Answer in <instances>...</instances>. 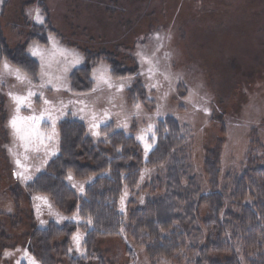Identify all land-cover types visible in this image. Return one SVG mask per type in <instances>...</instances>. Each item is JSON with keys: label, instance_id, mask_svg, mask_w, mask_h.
Here are the masks:
<instances>
[{"label": "rangeland", "instance_id": "rangeland-1", "mask_svg": "<svg viewBox=\"0 0 264 264\" xmlns=\"http://www.w3.org/2000/svg\"><path fill=\"white\" fill-rule=\"evenodd\" d=\"M44 9L57 35H48V45L40 46L29 41L28 34L30 24H42L35 16L39 10L44 20ZM0 28L10 48L27 42L28 55L39 65L33 84L17 68L0 62L3 215L16 216L11 190L22 192L58 154V123L66 118L83 123L94 144L104 139L101 130L106 125L132 136L144 159L153 147L149 140L157 121L175 118L190 128L184 153L202 193L208 192L204 152L216 140L223 141L219 183L225 193L227 176L242 172L250 133L264 145V0H7L3 10L0 0ZM84 50L111 56L92 59V87L77 94L70 90L69 77L85 64ZM107 58L125 69L136 66V74L112 75ZM136 79L145 101L128 97ZM13 118L19 131L10 123ZM165 173V167L142 168L136 188L123 190L118 211L124 221L129 209L151 197L144 187ZM96 177L77 179L69 172L65 182L82 197ZM18 209L20 225L15 230L11 217H3V230L12 234L13 242L29 231L31 220L41 228L49 222H82L76 212H59L45 195L27 197L22 192ZM83 239L84 232L77 230L69 254L85 256ZM204 240L202 232L175 259L154 264H194L196 253L189 249ZM98 250L110 264H152L145 249L124 235L99 241ZM21 262L38 264L20 247L0 251V264Z\"/></svg>", "mask_w": 264, "mask_h": 264}, {"label": "trees", "instance_id": "trees-1", "mask_svg": "<svg viewBox=\"0 0 264 264\" xmlns=\"http://www.w3.org/2000/svg\"><path fill=\"white\" fill-rule=\"evenodd\" d=\"M6 5L7 0H1L2 10ZM43 13V23L30 24L28 36L29 41L47 46L48 35L57 33L47 10ZM26 43L10 48L0 28V62L5 60L35 84L39 65L28 55ZM83 53L85 64L69 77L70 90L77 94L87 93L92 87V59L111 56L88 50ZM107 61L114 76H134L137 72L136 66L125 69L111 58ZM127 93L132 101L135 96L145 101L144 88L137 79ZM101 132L104 139L94 144L83 123L72 118L61 120L58 154L48 162L44 172L21 190L27 197L47 196L59 212L64 215L76 212L82 222L62 225L49 222L41 228L29 219V231L13 242L12 234L2 227L3 217L11 216L0 213V251L20 247L38 264H110L98 250L99 241L124 235L133 246L143 247L154 264L159 259H175L190 240L203 232V244L189 249L196 253L194 264H264V145L255 132L249 135L242 172L227 176L228 193L222 191L219 183L223 149L220 139L204 152L202 170L208 192L202 193L190 174L184 153L191 132L187 125L171 116L158 120L149 140L153 147L146 159L132 136L109 125ZM161 167H165L164 178H156L144 187L151 197L140 207L129 209L124 221L118 211L123 190L136 188L142 168ZM69 172L77 179L97 177L86 186L84 195L77 197L65 182ZM104 172L107 174L102 175ZM160 191L163 194L158 195ZM22 192L11 190L17 208L16 216L10 219L14 230L20 225L18 203ZM77 230L84 232L85 256L81 258L69 254L70 240Z\"/></svg>", "mask_w": 264, "mask_h": 264}, {"label": "snow or ice", "instance_id": "snow-or-ice-1", "mask_svg": "<svg viewBox=\"0 0 264 264\" xmlns=\"http://www.w3.org/2000/svg\"><path fill=\"white\" fill-rule=\"evenodd\" d=\"M35 19L37 20V22L39 23H43V18L39 15V10H37V14L35 16ZM33 54H37L36 51H33ZM5 68L8 67L7 64L4 65ZM17 72H19V70H17ZM29 95H32V93H29ZM15 99H17L18 101H21L20 97H16ZM31 119L33 121H35L37 118L36 117H31ZM13 128H16L17 131H19L20 129L18 128V124H17V119L13 118V120L10 122ZM74 239H78V237H74Z\"/></svg>", "mask_w": 264, "mask_h": 264}]
</instances>
